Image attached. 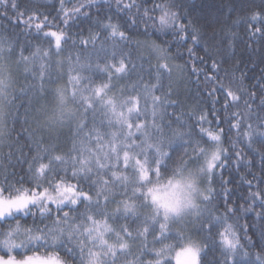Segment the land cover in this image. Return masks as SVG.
<instances>
[{
	"label": "clouds",
	"instance_id": "9594fccd",
	"mask_svg": "<svg viewBox=\"0 0 264 264\" xmlns=\"http://www.w3.org/2000/svg\"><path fill=\"white\" fill-rule=\"evenodd\" d=\"M21 7L0 0V16ZM23 10L0 20V264H203L210 237L224 262L247 251L244 217L264 210L222 204L214 182L264 137L235 34L209 35L181 0ZM240 19L264 31V3Z\"/></svg>",
	"mask_w": 264,
	"mask_h": 264
},
{
	"label": "trees",
	"instance_id": "16d2710c",
	"mask_svg": "<svg viewBox=\"0 0 264 264\" xmlns=\"http://www.w3.org/2000/svg\"><path fill=\"white\" fill-rule=\"evenodd\" d=\"M27 2L28 0H21V10H23V4ZM262 3H264V0H181V7L187 16L203 26L209 35L220 38L226 33L228 35L235 34L232 63L240 64L245 73L251 77L250 80L246 81V85L248 90L253 93H258L260 86L264 85V37L259 39L250 37L248 31L250 22L240 18L244 16L249 6ZM15 17L16 12L9 8L6 15L0 16V20L8 24L12 23L9 19L13 18L14 23L22 25V20L17 21ZM238 20L240 22L236 23ZM86 24V20L79 21L81 27ZM78 30V28L73 29V31ZM221 103H223L222 98ZM251 124H253V120H248L245 126ZM250 139L252 140V146L247 143L241 144L244 153L250 157V162L238 164V158L229 156L225 167L219 169L218 175L214 178L216 186L222 190L220 197L222 204L226 200L229 206L233 202L243 203L242 200L245 199L249 191L257 190L258 183L260 186H264V151L259 150L264 149V137L254 133ZM221 172L224 179L228 181L225 187L230 192V198L224 194L221 187ZM247 180H252L251 186L247 184ZM244 219L247 225L244 232V244L249 255H244L245 251L238 252L234 254L233 260L228 261V264H259L252 250L264 251V222L252 214H246ZM248 237H251V239L249 240ZM203 264H224L222 250L211 237L203 256Z\"/></svg>",
	"mask_w": 264,
	"mask_h": 264
},
{
	"label": "snow or ice",
	"instance_id": "6c2138e0",
	"mask_svg": "<svg viewBox=\"0 0 264 264\" xmlns=\"http://www.w3.org/2000/svg\"><path fill=\"white\" fill-rule=\"evenodd\" d=\"M13 11L16 12V9L14 8ZM24 17H25V12H24V10L20 9V14H19L18 17L16 16L15 19L17 21H21L22 20V22H23L24 21ZM248 31H249L250 37H254V38H257V39H259L260 37H264V31H258V32L257 31H253L252 27H248ZM51 35L56 37V45H57V47H59L63 34L62 33L52 32ZM45 36H47V33H45ZM37 38H42V37H37ZM82 43L83 44H87L88 41L85 40V41H82ZM260 89L264 90V85H261ZM248 94H249L250 99H255L256 96H257V93H253V92H250V91H249ZM261 103H264V101H261ZM249 127H251V125H249ZM250 142H251V139H250ZM241 162H250V160H248L247 157H245V156H240L238 158V160H237V163L239 164ZM225 165H226V163H225ZM225 165L223 167H221V169H223L225 167ZM220 175H221L220 184H221V187L223 188L224 194H226L230 198V192L225 187V185L228 183V181L224 179L222 172H221ZM253 179H255V177H253ZM247 184L249 186H251L252 180H247ZM259 188H260V184L258 183L257 184V189H259ZM248 194L251 196V201H252V204L250 205V209L251 210H255L254 209V205H256L257 202H259L258 206L262 210H264V189L255 190V191H249ZM225 203L227 204V200L225 201ZM241 207H243V206L241 205ZM255 215L262 222H264V211L256 212ZM245 228H247V225H245ZM248 239L250 240L251 237H248ZM225 242L228 243V244H231V240L228 237H225ZM244 255H246V256L249 255V252L245 251ZM178 256H179V254H178ZM257 260L259 261V264H264V258L257 257ZM224 264H228V260H225Z\"/></svg>",
	"mask_w": 264,
	"mask_h": 264
}]
</instances>
